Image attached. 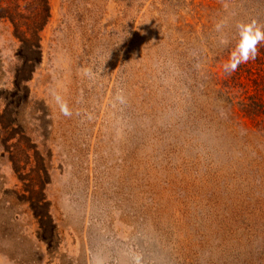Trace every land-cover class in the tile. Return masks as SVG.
<instances>
[{
  "label": "rangeland",
  "instance_id": "rangeland-1",
  "mask_svg": "<svg viewBox=\"0 0 264 264\" xmlns=\"http://www.w3.org/2000/svg\"><path fill=\"white\" fill-rule=\"evenodd\" d=\"M49 4L19 87L0 18V264H264V54L223 71L258 1Z\"/></svg>",
  "mask_w": 264,
  "mask_h": 264
},
{
  "label": "trees",
  "instance_id": "trees-1",
  "mask_svg": "<svg viewBox=\"0 0 264 264\" xmlns=\"http://www.w3.org/2000/svg\"><path fill=\"white\" fill-rule=\"evenodd\" d=\"M226 4L235 6H245L258 1L257 10L263 12L264 17V0H223ZM256 6V5H255ZM51 17L49 0H0V18L8 20L16 38L21 42L19 60L23 65L22 75L15 77L16 87L22 82L29 81L41 62V32L47 26ZM264 23V22H263ZM263 47L261 54H264V44L258 45ZM255 107L264 112V98L253 100ZM40 201V200H39ZM44 206V204H43ZM38 221L42 227L46 220H51V216L46 210L42 215H38Z\"/></svg>",
  "mask_w": 264,
  "mask_h": 264
},
{
  "label": "clouds",
  "instance_id": "clouds-1",
  "mask_svg": "<svg viewBox=\"0 0 264 264\" xmlns=\"http://www.w3.org/2000/svg\"><path fill=\"white\" fill-rule=\"evenodd\" d=\"M221 25H217V30H220ZM225 43V41H221ZM264 44V27L260 26L256 20L238 22L236 24L235 43L232 47L228 60L223 64V71L226 74H232L242 64L255 60L258 54V45ZM60 108V112L68 117L72 113L66 102L59 95L53 97ZM118 100L123 102V97L118 96Z\"/></svg>",
  "mask_w": 264,
  "mask_h": 264
}]
</instances>
